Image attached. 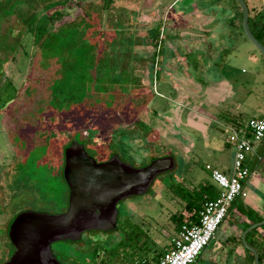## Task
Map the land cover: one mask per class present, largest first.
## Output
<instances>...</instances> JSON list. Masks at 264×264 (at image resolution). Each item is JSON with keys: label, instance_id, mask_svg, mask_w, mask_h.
<instances>
[{"label": "rangeland", "instance_id": "rangeland-1", "mask_svg": "<svg viewBox=\"0 0 264 264\" xmlns=\"http://www.w3.org/2000/svg\"><path fill=\"white\" fill-rule=\"evenodd\" d=\"M102 1L67 0L65 5L59 6L63 9L62 18L49 25L58 28L66 22L81 20L86 10L94 15ZM170 1L115 0L114 7L127 5L140 11L128 33L136 36L137 40L144 38L136 47L144 52L137 55L139 59L123 56L133 76L137 77L132 96L135 108L126 110L118 104L99 114L88 110L82 115H66L54 110L45 112L41 120L25 121L30 111L48 107L42 100L43 88L66 65L59 57H54L47 72L39 62V54L32 59L28 56L27 51L35 48L32 47L31 35L15 34L22 27L17 21L18 16L44 13L42 19H45L51 12L47 7L49 0H0V68H3L0 74V264L14 252L8 229L16 215L26 209L51 213L67 209L69 185L65 179V184H61L57 163L62 162V147L69 143L73 132L92 131L86 137V149L99 161L117 151L123 159L139 166L147 164L154 156L175 154L177 167L173 171L160 174L146 194L126 198L118 204L119 219H130L142 226L157 247L166 249L176 230L172 215L185 211V203L168 187L171 183L182 181L193 188L199 182L209 180L219 189L210 176V166L220 169L232 166L234 147L229 141L231 127L221 125L216 119L219 110L215 103L219 95L212 89L207 91L204 82L212 81L215 74H221L224 82L234 85L240 103L248 105L246 111L249 116L257 115L259 111V115L264 114V55L244 32L243 10L237 0H233L239 11L237 21L235 14L223 22H216L212 12L209 15V11H200L199 7L209 4L210 0H180L176 5ZM57 2L55 0V4ZM247 4L253 8L252 13L264 8V0H248ZM223 6L229 7L227 0L223 1ZM109 15V11L103 12L102 25L107 24ZM160 21L161 48L160 44H153L150 35V29ZM218 27L221 32L213 29ZM218 32L225 35L227 47L221 52L222 63L216 64L212 71L209 55H215L222 47V41L216 37ZM106 33L105 37L95 35L97 45L92 51L95 67L90 68L94 76L104 73L103 70L97 71L96 65L112 49L110 38L114 32ZM128 50L132 52L128 42H121L119 51ZM155 50L158 57L150 68L148 56ZM64 55L68 58V52ZM157 69H160V74ZM32 84L38 87L34 95L31 94ZM241 109L244 108L241 106ZM136 117H140L144 125H136L128 133H122L132 126ZM43 136L49 137L55 147L56 164L44 156L40 144ZM263 145L264 141L256 143L258 148ZM263 163H258L260 168H264ZM252 199H257L254 206L259 209L258 192L249 186L246 200L250 202ZM242 233L239 219L234 221L227 217L216 236L224 251L211 253V249H215L211 243L197 264H231L235 257L229 253L230 249L247 250L238 240ZM107 237L102 231L92 236L91 241L85 238L82 244L85 240L91 242L86 251L69 240L53 242L52 249L70 263L123 264L120 259L110 258L107 249L121 239V232H115L111 240H106ZM102 241L109 242L100 250V256H95L94 250ZM247 254L255 264L252 254ZM105 258L108 262H100ZM240 258L236 257L238 264L242 263Z\"/></svg>", "mask_w": 264, "mask_h": 264}, {"label": "trees", "instance_id": "trees-1", "mask_svg": "<svg viewBox=\"0 0 264 264\" xmlns=\"http://www.w3.org/2000/svg\"><path fill=\"white\" fill-rule=\"evenodd\" d=\"M57 1L58 2L55 4V0H49L47 7L51 12L45 19H42L44 13L41 15L34 14L33 16L31 15V17L25 14L17 18V21L21 22L22 27L15 31V34L22 32L23 36L28 34L31 35L32 47H35L31 52L30 49L27 51L31 59L34 55L39 54V62L47 72L50 71V66H52V59L54 57H59L61 62L66 65L63 67L64 69H62L60 73L55 74L43 88L42 100L48 107H39L30 111L29 114L25 116V121L35 119L41 120L44 118L45 112L54 110H59L61 114L66 115H82L88 110H90L92 114H99L104 110L115 108L118 104L126 108V110L135 108L132 96L133 86H136L137 77L133 76L132 70L123 56H130V59H139L137 55L144 52L140 48H136L137 45H140L138 42L142 41L144 38L140 37V40H137L136 36L128 33L131 31V28L134 27L137 15L140 11L136 8L132 9L127 5L114 7L115 0H103L102 3L96 7L97 11L94 15L86 10L81 20H74L69 23L66 22L62 26L54 28L50 27L51 25L49 24L62 18L63 9H60L59 6H63L67 3V0ZM223 1L224 0H214L213 2L210 0L209 4L205 6L204 9H215L218 12L224 11ZM227 2L229 4V9L238 10L233 0H227ZM246 2L248 3V0H246ZM88 4L90 5L91 2L89 1ZM251 10L253 12V8L249 7L250 27L256 37L264 44V8L256 13H252ZM104 11H109L110 15L107 24L102 25L101 16ZM111 30L114 32V36L110 38L112 49L106 53L103 56L104 58H101L96 65L97 71L103 70L104 73H97L94 76L90 68L95 67L94 55L92 54L93 49L97 45L95 35L98 34L99 36L105 37L107 36L106 32ZM161 31V21L150 29V35H152L153 44L155 46L159 45L162 41V38H160ZM124 41L128 42L129 47L132 48V52H130L131 50L123 53L119 51V46L121 42ZM65 52H68V58L64 55ZM157 57V50L148 56V60L151 62L150 68H153ZM2 71L3 68H0V74ZM156 72L160 74V69H157ZM9 83L12 85L11 80H9ZM32 85L31 94L34 95L38 87L35 84ZM146 103L148 104L149 101ZM154 113L156 112L154 111ZM237 120V118L231 120L232 124H234L233 126L239 127L244 124L243 122L237 123ZM136 125H144L140 117L134 118L132 126H128L122 133H128V131H131ZM76 132L71 133V138ZM89 132L92 131L81 132V138L85 141V145L86 137L89 135ZM41 138H43L40 144L42 143L41 146L44 150V156L49 162L56 164L55 147L51 143L50 138L47 136ZM65 146L66 144L63 145V154L60 156L62 162L60 164L57 163V166H59V171L57 170V173L61 176V184H65L62 172ZM263 157L264 155H262V158ZM256 160H258L257 162L262 161V159ZM168 187L185 203L184 212L172 215L176 222L174 235L183 222L197 221L204 203L218 195V188L209 180L199 182L193 188L187 186L182 181L173 182ZM233 215H235V217H233ZM227 217L234 221L235 218H238L239 223L242 225V231L251 224L264 218L258 211L246 206L242 198H238L232 203ZM119 218L120 217H118L117 228L113 231L106 232L109 233L107 240H111L115 232H121L122 235L119 241H115L107 247L109 251L108 256H110V258L120 259L123 264H136L137 261L142 260H145V264H151L164 253L166 249L157 247L156 243L151 240L149 234L142 226L132 223L130 219L123 220ZM238 240L242 243L241 235ZM246 240L248 244L254 246L258 250L260 264H263L264 224L250 230L246 235ZM80 244L82 245V243ZM99 245L100 246L96 247L94 250L95 256H100V250L102 251L103 247L105 248V245ZM246 249L247 252L252 254L254 260L253 253L247 247ZM100 262H108V258Z\"/></svg>", "mask_w": 264, "mask_h": 264}, {"label": "water", "instance_id": "water-1", "mask_svg": "<svg viewBox=\"0 0 264 264\" xmlns=\"http://www.w3.org/2000/svg\"><path fill=\"white\" fill-rule=\"evenodd\" d=\"M243 10V29L264 55V44L249 24L246 0H238ZM63 177L69 185V204L65 211L51 213L26 209L9 225L14 252L3 264H64L54 253L52 243L69 240L82 243L87 231H113L117 228L118 204L129 197L146 194L157 177L177 167L175 154L155 156L145 165L136 166L113 152L98 161L87 149L81 132H76L64 148ZM264 224V218L242 233L244 245L260 264L258 250L248 244L247 233Z\"/></svg>", "mask_w": 264, "mask_h": 264}, {"label": "built area", "instance_id": "built-area-1", "mask_svg": "<svg viewBox=\"0 0 264 264\" xmlns=\"http://www.w3.org/2000/svg\"><path fill=\"white\" fill-rule=\"evenodd\" d=\"M263 139L264 116H251L243 125L231 127L229 141L234 147L231 172L210 166V176L219 186L217 197L204 203L197 221L180 225L169 247L151 264H193L197 261L216 238L232 203L248 195V178L252 173L249 155L254 153V143ZM136 264H145V260Z\"/></svg>", "mask_w": 264, "mask_h": 264}, {"label": "crops", "instance_id": "crops-1", "mask_svg": "<svg viewBox=\"0 0 264 264\" xmlns=\"http://www.w3.org/2000/svg\"><path fill=\"white\" fill-rule=\"evenodd\" d=\"M180 0H172V2L170 4L176 5ZM172 5V8H174V6ZM208 4H203L202 7H199L201 12H206L209 11V15L215 16L217 18L216 22H220V21H224L227 19V17L230 15L233 17V15H237L236 16V21L239 15V11L238 10H231L228 7H225L224 11H216L215 9H204L205 6H207ZM188 9V7H185ZM212 12V13H211ZM217 13V14H216ZM233 22V18L231 19ZM222 25V24H221ZM221 25L219 24V27H221ZM213 28L216 31H220V28ZM211 30V29H210ZM218 32V33H219ZM228 34H226L227 36ZM216 37L222 41L221 42V48H219L217 50V53L215 55H209L210 58V63L212 64V71L215 70V65L216 64H220L222 63V60L220 59L221 56V52H224L227 45H226V38L225 35H221L219 33V35H216ZM220 73V72H219ZM222 75L221 74H215L212 77V81L208 80L204 82V86L207 87V91H210L212 89V92L219 95V100L216 101L215 105L218 107V115L216 116L217 121H219L221 123V125L223 126H230L232 127L234 124H232L231 120H233V118H237L238 120L236 121L237 123H245V121L251 117V116H264V114H260V111L258 112L259 114L256 115V113H254L253 115H248L249 113L246 111V108L248 107L245 106V104H241L239 100V97L237 95V93L234 91V85H232V83H230L229 81L224 82V80H222ZM241 98V97H240ZM248 100V97H247ZM242 108L244 109H241ZM245 106V107H244ZM250 108V106H249ZM248 108V109H249ZM219 130H221L222 132H224L225 130L223 128H219ZM264 141V140H262ZM261 141H257L254 143V153H251L249 155V162L251 163V168H252V173L248 178V185H247V189H248V195H249V186L254 187L257 192H258V197H260V208L258 209L257 207L254 206L256 200L252 199L250 200V202H247L246 198L248 197V195L243 199V202L245 203L246 206L253 208L254 210L258 211L260 215H262L264 217V168H260L259 167V162H257L259 157H262V155H264V145L261 148H258L256 146V143H259ZM262 161L264 162V157L261 158ZM256 160V161H255ZM261 161V162H262ZM232 165V164H231ZM262 166V165H261ZM264 166V163H263ZM217 167V166H214ZM231 167H224L221 170L225 171L226 173H230L231 172ZM219 168V167H217ZM220 169V168H219ZM262 186V187H261ZM219 192V189H218ZM242 235V234H240ZM217 236V234H216ZM218 238H215L211 243L215 245V249L212 248L211 249V253H214L215 251L218 250H223L222 249V244L220 242L217 241ZM171 242V241H170ZM170 244V243H169ZM168 247V246H167ZM206 251V249L204 250ZM204 251L201 253V255L197 258V261L200 257H202ZM224 251V250H223ZM229 253L235 257V259L233 258V260H231V264H238L236 262V257H241V261L243 264H252L246 250L242 251L241 249L239 250H234V249H230ZM229 254V255H230ZM228 255V258H229ZM197 261L194 262L193 264H197ZM223 263V264H227ZM241 263V264H242Z\"/></svg>", "mask_w": 264, "mask_h": 264}, {"label": "flooded vegetation", "instance_id": "flooded-vegetation-1", "mask_svg": "<svg viewBox=\"0 0 264 264\" xmlns=\"http://www.w3.org/2000/svg\"><path fill=\"white\" fill-rule=\"evenodd\" d=\"M94 156V155H93ZM95 157V156H94ZM96 158V157H95ZM109 158V157H108ZM108 158H106L105 157V160L106 159H108ZM97 159V158H96ZM98 160V159H97ZM104 160V159H103ZM103 160H101V161H103ZM99 161V160H98ZM118 217H120V211H119V215H118ZM11 223V222H10ZM8 231H9V229H8ZM98 233H102V231H87L86 233H84L83 234V238L85 239V238H89V241H91V237L92 236H96ZM109 233H106L105 232V235H108ZM10 238V237H9ZM108 238V237H107ZM107 238H106V240H107ZM11 240V239H10ZM87 240H85V243L84 244H80V243H74V244H76V246H78V248H81V249H83V250H85L86 251V248L88 247V245H90L91 244V242H88ZM92 242H95V243H97V241L95 240H92ZM103 242V241H102ZM12 243V242H11ZM105 243H106V241L105 242H103L102 244L103 245H105ZM12 245H13V243H12ZM106 246V245H105ZM13 247H14V245H13ZM14 251V250H13ZM54 251V250H53ZM55 254H56V256H57V258L62 262V263H64V264H82V263H78L77 261H73V262H68V261H66L63 257H61V256H59V254L57 253V251L55 250Z\"/></svg>", "mask_w": 264, "mask_h": 264}]
</instances>
